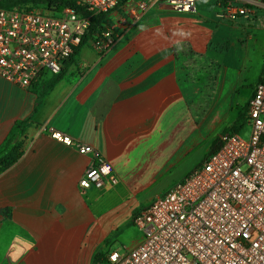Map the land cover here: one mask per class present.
Instances as JSON below:
<instances>
[{
	"label": "crops",
	"instance_id": "crops-1",
	"mask_svg": "<svg viewBox=\"0 0 264 264\" xmlns=\"http://www.w3.org/2000/svg\"><path fill=\"white\" fill-rule=\"evenodd\" d=\"M133 1L105 19L117 35L114 48L101 56L84 46L47 95L0 76V146L17 121L34 118L22 156L0 174V264L105 263L144 240L133 218L204 162L222 121L217 110L245 70L239 73L238 49L212 53L208 45L227 38L218 31L241 36L231 27L244 22H219L215 0H199L194 14L155 3L135 18ZM250 19L245 52L264 38V14ZM42 79L41 89L53 75ZM51 130L97 149L118 183L82 189L93 156L56 141ZM118 240L127 247L112 250ZM99 252L106 261L95 260Z\"/></svg>",
	"mask_w": 264,
	"mask_h": 264
},
{
	"label": "built area",
	"instance_id": "built-area-1",
	"mask_svg": "<svg viewBox=\"0 0 264 264\" xmlns=\"http://www.w3.org/2000/svg\"><path fill=\"white\" fill-rule=\"evenodd\" d=\"M76 8L59 13L0 7V76L22 88L40 85L56 75L79 47L93 16H108L123 0H75ZM135 18L150 5L165 3L174 10L194 14L199 0H134ZM212 5V4H211ZM218 21L264 14V0H215ZM81 9V10H80ZM89 43L106 56L116 45L113 27ZM249 133L244 137L224 132L219 150L194 168L164 195L145 206L134 218L144 232L136 247L113 252L98 264H264V72L248 105ZM56 141L91 154L93 163L80 187L115 185L114 167L90 145L51 130Z\"/></svg>",
	"mask_w": 264,
	"mask_h": 264
},
{
	"label": "trees",
	"instance_id": "trees-1",
	"mask_svg": "<svg viewBox=\"0 0 264 264\" xmlns=\"http://www.w3.org/2000/svg\"><path fill=\"white\" fill-rule=\"evenodd\" d=\"M0 7L5 8V9L18 8L21 10H33L36 8H41L50 13H59L66 7L76 8V1L75 0H0ZM106 17H107L106 14H99L97 16H93L91 20V25L88 28L81 45L77 47L74 50L73 54L69 57V59L64 62L62 71L59 74L53 75V79L49 83H47L44 88L42 87L43 89L39 88V85L35 86L36 89L40 91V93L38 94V97L41 98L47 95L54 88V86L62 79L66 64L69 62H76L77 56L79 55L80 50L84 46L90 44L89 43L90 39L94 38V36L98 32L104 29V27L102 26V23L103 21H105ZM228 43L229 42L227 41L220 42V43H210L208 45V51L212 53L228 52V46H227ZM195 55L197 56L198 54H195ZM208 57L210 56L208 55ZM263 72H264V66L262 69V73ZM210 78H213V79H210L208 84L211 86L215 85L216 75ZM248 105L249 103H247L245 106L242 107L233 125L230 128H228L226 132L237 133L242 129V127L245 124H247ZM33 123H34V118L33 116H31L27 119L17 121L13 125L12 129L8 133L4 142L0 146V174L3 173L8 168H10L13 164H15L22 156L24 141L27 139V131H28V128ZM220 146H221V141H220V138L217 137L211 143V146L209 148V151L205 159L208 158L213 153L217 152ZM202 163H200L199 166ZM95 260L97 262L103 260L102 262H104L107 260V258L102 254V252H99L96 254Z\"/></svg>",
	"mask_w": 264,
	"mask_h": 264
},
{
	"label": "rangeland",
	"instance_id": "rangeland-1",
	"mask_svg": "<svg viewBox=\"0 0 264 264\" xmlns=\"http://www.w3.org/2000/svg\"><path fill=\"white\" fill-rule=\"evenodd\" d=\"M251 17L242 18L238 22H244L240 23L239 25H235L231 27V30H238L239 34L241 36H232L230 32L224 33L223 31H218L219 36H226V39H223L221 42H229L228 43V52H224L226 54H229L230 51L233 52L238 49L239 51V60L240 63L238 65L239 73H241L244 68L245 70L241 74V82L238 85V89L236 90V93L229 99L222 100L224 101L222 103V106L217 110L220 113V116L222 117V121L219 123V127L217 130L214 131L212 134V138H216L221 134V132L226 129L228 126H230L233 121L237 118L239 111L241 108L247 104L248 99L251 95V90L249 87L253 85L257 79L259 78L261 74V67L264 62V38L260 40V42L254 41L253 47L251 49H248V51L245 52V48L247 47V40L250 39L249 33V27L254 25V23L250 19ZM235 27V28H234ZM217 32V31H216ZM231 36V37H228ZM212 43V42H211ZM213 43H219V42H213ZM246 44V46H245ZM245 53V57H244ZM208 59H213L211 57H208ZM215 60H213L214 62ZM241 88V89H240ZM240 89V90H239ZM226 107V108H225ZM225 108V109H224ZM238 134L247 137L249 133V127L247 124H245L242 129L237 132ZM199 166V165H198ZM124 229V228H123ZM113 244L112 250H117L122 247H127L124 245L121 241H116Z\"/></svg>",
	"mask_w": 264,
	"mask_h": 264
}]
</instances>
